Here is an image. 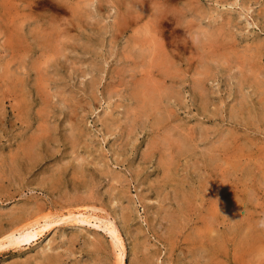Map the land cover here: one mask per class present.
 <instances>
[{
	"label": "rangeland",
	"instance_id": "1",
	"mask_svg": "<svg viewBox=\"0 0 264 264\" xmlns=\"http://www.w3.org/2000/svg\"><path fill=\"white\" fill-rule=\"evenodd\" d=\"M264 0H0V264H264Z\"/></svg>",
	"mask_w": 264,
	"mask_h": 264
},
{
	"label": "clouds",
	"instance_id": "2",
	"mask_svg": "<svg viewBox=\"0 0 264 264\" xmlns=\"http://www.w3.org/2000/svg\"><path fill=\"white\" fill-rule=\"evenodd\" d=\"M257 226L261 229H264V218H261L258 222H257Z\"/></svg>",
	"mask_w": 264,
	"mask_h": 264
}]
</instances>
